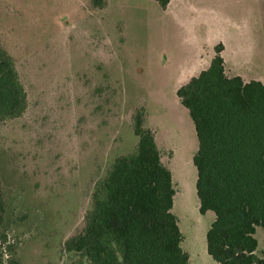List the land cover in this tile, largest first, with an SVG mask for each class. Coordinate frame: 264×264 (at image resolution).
<instances>
[{
    "label": "rangeland",
    "instance_id": "374dc122",
    "mask_svg": "<svg viewBox=\"0 0 264 264\" xmlns=\"http://www.w3.org/2000/svg\"><path fill=\"white\" fill-rule=\"evenodd\" d=\"M243 1L187 0L177 22L153 0H107L102 10L90 0H0V39L27 97L21 117L0 122V250L10 246L21 264L78 260L64 242L83 229L95 184L134 151L141 110L172 174L189 264H216L205 242L213 213L198 212L195 131L175 92L189 65L183 42L208 32L191 10L241 12ZM255 238L264 250L261 228Z\"/></svg>",
    "mask_w": 264,
    "mask_h": 264
},
{
    "label": "trees",
    "instance_id": "16d2710c",
    "mask_svg": "<svg viewBox=\"0 0 264 264\" xmlns=\"http://www.w3.org/2000/svg\"><path fill=\"white\" fill-rule=\"evenodd\" d=\"M153 1L162 9L170 2ZM90 4L102 10L107 0ZM221 51V44L214 47L210 66L175 92L197 140L192 164L198 212L214 215L206 253L216 264H264L254 237L256 228L264 231V85L227 77ZM26 109L15 62L0 39V122ZM144 123V111H136L134 151L117 157L95 184L83 229L64 242L66 253L79 256L71 264H189L172 212V174ZM10 249L0 250V264H21Z\"/></svg>",
    "mask_w": 264,
    "mask_h": 264
},
{
    "label": "crops",
    "instance_id": "0c3cea01",
    "mask_svg": "<svg viewBox=\"0 0 264 264\" xmlns=\"http://www.w3.org/2000/svg\"><path fill=\"white\" fill-rule=\"evenodd\" d=\"M186 3L187 0H170L161 10L180 22V10ZM191 12L193 25L197 23L208 32L200 41L189 37L183 42V48L188 52L182 57L189 65L180 69L179 74L186 81L179 84L176 90L210 66L215 55L214 47L219 44L222 45L220 56L227 77H240L243 82L258 81L264 85V0H247L241 12L228 13L219 8H193ZM167 57L170 55H163L165 63ZM258 229H255L254 237ZM257 252H264L259 249V243Z\"/></svg>",
    "mask_w": 264,
    "mask_h": 264
}]
</instances>
